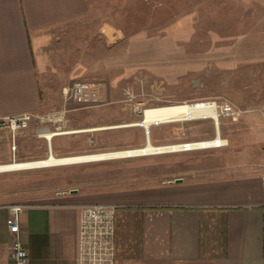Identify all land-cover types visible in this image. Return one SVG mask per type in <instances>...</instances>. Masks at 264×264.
<instances>
[{
	"label": "rangeland",
	"instance_id": "obj_1",
	"mask_svg": "<svg viewBox=\"0 0 264 264\" xmlns=\"http://www.w3.org/2000/svg\"><path fill=\"white\" fill-rule=\"evenodd\" d=\"M46 106L37 113L58 121L32 123L16 133L0 128V165L46 159L41 129L69 131L138 122L146 108L195 102L241 110L219 120L226 151L196 150L0 173V203L38 204L72 190L96 194L169 177L176 162L196 166L250 164L264 158V0H95L88 17L55 30ZM97 84L99 104L65 103L75 82ZM213 119L154 126L155 146L209 141ZM142 127L58 136L56 157L140 149ZM252 153H255L253 155ZM257 155V156H256ZM157 161H154V159ZM174 167H170V163ZM253 164V163H252ZM264 167V160H262Z\"/></svg>",
	"mask_w": 264,
	"mask_h": 264
},
{
	"label": "crops",
	"instance_id": "obj_2",
	"mask_svg": "<svg viewBox=\"0 0 264 264\" xmlns=\"http://www.w3.org/2000/svg\"><path fill=\"white\" fill-rule=\"evenodd\" d=\"M94 1L0 0V118L44 109L52 33L88 17ZM262 160L199 166L177 160L175 169L170 163L175 172L153 184L77 190L21 205L20 238L30 264H80L81 208L111 205L117 207L115 264H264ZM12 206L0 203V264H14Z\"/></svg>",
	"mask_w": 264,
	"mask_h": 264
},
{
	"label": "built area",
	"instance_id": "obj_3",
	"mask_svg": "<svg viewBox=\"0 0 264 264\" xmlns=\"http://www.w3.org/2000/svg\"><path fill=\"white\" fill-rule=\"evenodd\" d=\"M65 103H76L82 109H90L99 104L97 84L92 82H75L62 91ZM219 120L221 117H230L233 122L240 119L241 110H230L225 104H217ZM65 113L57 112L52 116H43L35 113H23L0 118V128H8L16 133L27 130L32 123L46 124L56 122ZM44 130V129H41ZM199 148H193L191 143L184 145L183 152L195 150L220 149L229 146V140L220 133L209 141H201ZM264 191V178H263ZM23 206L11 207V217L7 224L14 239L11 243V259L14 264H30L28 251L20 238V214ZM116 219L117 207L111 205H89L81 208L79 230V260L80 264H115L116 261Z\"/></svg>",
	"mask_w": 264,
	"mask_h": 264
},
{
	"label": "bare ground",
	"instance_id": "obj_4",
	"mask_svg": "<svg viewBox=\"0 0 264 264\" xmlns=\"http://www.w3.org/2000/svg\"><path fill=\"white\" fill-rule=\"evenodd\" d=\"M142 119L138 122L115 124L109 126H99L84 129H76L69 131H50L40 130L39 137L47 141L50 150L49 156L46 159L37 161L15 162L0 165V173L26 171L34 169L51 168L79 163H91L97 161H105L111 159H125L133 157H143L152 155H164L168 153L183 152L184 145H162L155 146L150 141L151 130L154 126L171 124L183 121L213 119L215 122L216 132H220L219 116L217 106L213 102H195L181 103L174 105H166L160 107L146 108L142 112ZM142 127L146 133L147 145L140 149H130L116 152L96 153L88 155H77L70 157H56L53 154V142L58 136L91 133L107 129H124ZM203 144L199 142H191V147L199 148ZM196 151V150H195Z\"/></svg>",
	"mask_w": 264,
	"mask_h": 264
},
{
	"label": "water",
	"instance_id": "obj_5",
	"mask_svg": "<svg viewBox=\"0 0 264 264\" xmlns=\"http://www.w3.org/2000/svg\"><path fill=\"white\" fill-rule=\"evenodd\" d=\"M176 182H181V179H177ZM77 192H78L77 190H72V191H70V193H72V194H75V193H77Z\"/></svg>",
	"mask_w": 264,
	"mask_h": 264
}]
</instances>
